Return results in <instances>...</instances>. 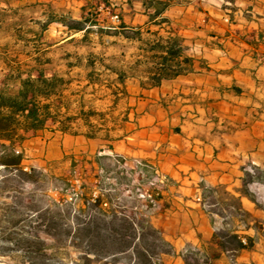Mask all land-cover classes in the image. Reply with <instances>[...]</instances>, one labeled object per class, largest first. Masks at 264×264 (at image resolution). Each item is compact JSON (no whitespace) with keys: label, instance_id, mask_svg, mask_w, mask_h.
<instances>
[{"label":"rangeland","instance_id":"rangeland-1","mask_svg":"<svg viewBox=\"0 0 264 264\" xmlns=\"http://www.w3.org/2000/svg\"><path fill=\"white\" fill-rule=\"evenodd\" d=\"M7 1L11 2V6L2 4L3 0H0V91L2 80L7 74L4 62H9L10 66L25 62H48L46 77H55L60 85L65 86L73 113L79 108V98H85L87 103L93 100V106L97 110L106 113L111 111L112 120L119 128L113 135L115 140L112 143L113 152L108 149L110 143L103 140L64 137L56 131L57 127L52 122H49L45 131L32 135L25 141L23 145L25 162L22 167L30 177L25 182H20L10 180V173L1 171L0 174V264H42L44 262L48 264H143L136 260L142 248L151 252L146 244L154 245L157 254L165 250L153 238L143 237L146 235V227L152 228L151 219L160 212L158 203L162 198L160 200L156 198L164 187V181L162 182L160 177V166L150 164L152 160L145 156L141 157L139 148L134 145L137 144V140L144 139L143 136H137V133L141 131L139 120L142 115H138L135 110L140 97L135 87L131 86L132 83L138 82L140 87V79L127 80L128 95L115 99L109 88L116 80V75L105 68V66H111L112 70L119 72L137 66L139 46L120 37L107 36V33L102 35L98 29L86 40H84V33L69 38L68 29L59 24L50 25L43 39H39L38 42L26 44L24 38L30 40L33 35H38L52 16H55L57 20L66 18L67 22H71V19L83 20L82 8L87 6H90L87 10L88 14L94 8L97 10L98 15L97 17L94 15L93 19L97 18L100 28L118 27L116 17L112 16V11L105 7L106 2L117 4L115 15L119 14V8H123L126 14L125 21L130 25L142 26L146 21L143 18L136 20L135 16H130L132 14L126 6V0ZM211 2L210 4L214 6L218 0ZM205 4L207 7L209 2ZM220 4L223 5L222 2ZM225 6L233 10L226 3L222 9ZM188 9L192 11L191 17L195 20L194 26L190 27L195 30V35L191 39L185 35L189 27L180 23L185 30L184 36L188 40V45L192 46L197 42L198 45L204 46L205 43L207 47H211L213 40L209 37V33L205 34L202 30L215 19L209 17L211 16L209 13L208 17L205 14L195 15L194 7ZM209 55L213 60H219L213 54L209 53ZM93 64L96 65L94 70L91 68ZM147 66L148 63L144 62L140 70H145ZM34 76L36 77L37 74ZM132 76L144 75L138 71ZM114 102L116 103L113 106ZM165 117L164 122H166ZM221 127V130L228 134L231 130H236V127L229 125V122L223 123ZM152 132L150 131L145 139L154 135ZM131 138L136 142L130 141L132 144L128 145ZM262 140L264 141V135ZM106 156H113L111 162L104 158ZM95 160L100 161V165H96L93 170L91 164ZM114 160L119 161L120 164L115 163ZM263 163L264 156H259L256 152L254 159L246 162L243 169L255 174L256 169L261 168ZM72 165L76 166L75 174L71 171ZM101 167L104 169L102 172ZM109 170H114L111 176L113 179L107 178L110 177L107 176ZM60 176L67 178L70 187L64 189L66 184L61 181ZM253 179H255L254 184L249 190L262 205L264 212V181L259 182L256 176ZM119 181L122 182L121 185ZM108 184L113 186L110 187ZM170 191V195L175 193L172 188ZM82 195L93 200L102 195L103 200L111 204L112 210L118 215L117 225L121 229L129 228L128 231L125 230L127 240L132 242V247L135 248L129 255L110 257L101 253L96 256L81 240L69 237L65 242L58 244L40 230V226L45 224L40 225L38 212L43 215L53 204H57L60 208H54L51 212L54 215L62 214L65 206L77 205V198ZM163 196L167 198L166 195ZM72 223V219H67L64 225L72 227ZM106 223L110 222L102 220L103 237L110 233L106 230L104 225ZM37 236L45 243L47 248L45 251L36 240ZM261 239L263 243L264 240ZM102 245L104 246L101 244L99 248H102ZM261 264H264V261Z\"/></svg>","mask_w":264,"mask_h":264},{"label":"crops","instance_id":"crops-1","mask_svg":"<svg viewBox=\"0 0 264 264\" xmlns=\"http://www.w3.org/2000/svg\"><path fill=\"white\" fill-rule=\"evenodd\" d=\"M196 1L209 2L203 13L207 17L209 13L215 21L202 31L223 38L227 54L215 51L205 43L204 46L192 43L198 57L210 56V53L220 61L209 66V70L197 65L194 74L164 81L157 89L143 90L138 82L132 83L140 97L135 112L142 115L139 120L141 131L137 136L144 139L136 142L131 138L128 145L136 142L134 145L139 148L141 157L160 166V177L167 188L164 193L167 198L162 196L158 203L160 212L150 221L152 228L161 232L171 246V255L163 256L161 263L261 264L264 261L261 239L264 228L257 231L250 223L246 226L236 222L232 238L249 237L259 245L253 252L234 257L216 239L217 224L205 209L203 194L211 190L215 204L223 212L264 219V212L246 195L242 180L246 162L254 159L256 152L264 156V50L259 52L261 58L255 60L251 50L240 44L242 37L250 40L264 31V0H234V6L232 0H218L217 7L210 4L213 0ZM224 3L237 9L231 25L226 15L230 11L222 9ZM136 9L139 14L135 19L146 21L140 15L139 5ZM191 15L187 6L167 12L171 20L189 27L185 33L188 39L195 35V30L190 28L195 24ZM227 33L230 36L224 38ZM221 82L234 84L242 94L225 93L220 87ZM228 122L236 127L229 134L221 130L222 124ZM150 131L154 135L145 139ZM171 188L175 191L173 195H170ZM228 227L226 223L220 225L221 230Z\"/></svg>","mask_w":264,"mask_h":264},{"label":"trees","instance_id":"trees-1","mask_svg":"<svg viewBox=\"0 0 264 264\" xmlns=\"http://www.w3.org/2000/svg\"><path fill=\"white\" fill-rule=\"evenodd\" d=\"M35 1L39 2L40 0ZM231 3L234 6V0ZM2 4L11 6V2L7 0H3ZM137 5L140 6V15L146 18V22L142 26L128 24L125 21L126 14L123 8H119V14L115 15L117 4L106 2L105 7L112 11V16L116 17L118 27L100 28L97 18L93 19L94 15L96 17L98 15L97 10L94 8L88 14L87 10L90 6H87L82 8L83 20L76 21L71 19V22H67L66 18L57 20L55 16H52L51 20L44 25L38 35H33L30 40H27V38H24V40L26 44L34 41L38 42L39 39H43L50 25L59 24L68 29L69 38L84 33V40H86L98 29V32H101L102 35L107 33V36L113 35L129 43L137 44L139 46L136 59V62H138L137 66L127 70H120L119 72L112 70L111 66H105L106 70L116 75V80L113 81L109 88L115 99L128 95L126 82L129 79H140L141 89L152 90L160 88L164 81L194 74L197 65L203 70H209V66L214 62L220 61L213 60L209 56L198 57L193 47L188 45V40L184 36L185 30L183 26L167 17V12L171 9L183 8L184 6L188 8L194 7L195 15L204 14L205 2L196 0H126V6L132 14L130 16L133 17L138 14ZM214 7L217 6L214 5ZM224 10H230L227 17L231 25L232 21H234V13L237 10H234V8L231 10L228 6H225ZM208 35L214 42L210 48L227 54V46L225 42H222L223 38L216 34ZM229 36L227 33L224 38ZM240 44L249 48L252 57L257 60L260 50H264V31L259 32L255 38L250 40L245 36L242 37ZM144 62L148 63L147 68L140 70ZM4 63L7 74L2 80V90L0 91V174L1 171L10 173V180L20 182H25L30 177L29 173L22 167L25 162L23 145L32 135L45 131L49 122H52L57 127L56 131L60 132L64 137L103 140L110 143L108 149L111 152L114 151L112 143L115 140L113 135L118 131L117 128L119 127L112 120L111 111L109 113L101 112L94 108L93 100L87 103L85 98L82 97L78 101V110L73 113L65 86L60 85L55 77H46L48 62H25L15 66H10L9 62ZM91 68L94 70L96 65L93 64ZM138 71L144 76H132ZM34 74H37V76L35 77ZM94 85L96 86L97 84ZM220 87L225 93L230 95L240 96L242 94V90L234 84L228 85L221 82ZM115 103H113V106ZM159 106L161 107V104ZM112 157L106 156L104 158L111 162ZM114 161L120 164L119 161ZM99 162L95 160L91 164L93 170H95L94 167L96 165H100ZM71 168V171L75 174L76 166L72 165ZM100 171L102 172L104 169L101 167ZM107 173V176H110L107 178L113 179L111 176L114 174V170H109ZM255 176L259 182L264 181V163L261 168L256 169L255 174L243 169L242 179L246 195L257 208L262 210V205L249 190L250 186L254 184L255 179L253 177ZM59 178L66 184H64V189L70 187L67 178L64 176ZM119 182L121 185L122 182ZM108 185L110 187L113 186L112 184ZM166 191L167 188L164 186L157 195L156 200H160ZM212 195L213 192L208 189L203 194V197L209 217H211L213 223L217 224L216 239L221 241L220 246L227 252L234 254V257L243 252L255 251L259 242L257 244L254 239L249 237L236 240L232 238L231 233L236 222H242L246 226L252 224V228L257 231L263 230L264 219L255 220L249 214H241L240 216L233 214V212H223L215 204L216 201ZM77 201V205L69 204L65 206L62 214L54 215L51 212L54 208H60L57 204H53L43 215L38 212L37 214L41 220L40 225L41 223L45 224L40 226V230L58 244L65 242L69 237L81 240L87 245V249L96 256L101 253H105L110 257L117 255L127 256L135 249L132 247L133 243L127 240L126 231L129 228L121 229L117 225L118 215L112 210L111 204L103 200L102 195L96 197V200L87 199L82 195L78 196ZM209 201H211V204H209ZM67 219H72V227L64 225ZM102 220L110 222L109 224H104L106 230L110 232L104 237L101 234ZM222 221L229 226L228 229H220V225L223 226L224 224ZM261 234V238L264 240V230ZM117 236H121V238H116ZM143 237L153 238L165 250L157 254L154 245L146 244L151 252L142 248L141 252H138L139 258L136 261L143 262V264H163L161 263V258L171 255L172 251L171 246L165 241L162 233L147 226L146 235ZM36 240L45 251L47 249L45 243L38 236ZM101 244H104V246L102 245V248H99ZM132 256L136 257L135 255ZM42 264L48 263L44 262Z\"/></svg>","mask_w":264,"mask_h":264}]
</instances>
